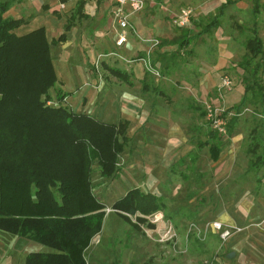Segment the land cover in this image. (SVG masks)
I'll return each mask as SVG.
<instances>
[{
    "label": "crops",
    "instance_id": "1",
    "mask_svg": "<svg viewBox=\"0 0 264 264\" xmlns=\"http://www.w3.org/2000/svg\"><path fill=\"white\" fill-rule=\"evenodd\" d=\"M4 1L6 0H1V2ZM223 1L225 0H147L140 12L129 17L127 41L121 47L115 46L117 24L112 15L115 5L113 0H7L9 6L2 17L22 19L23 23L16 30L18 34L43 27L50 42L53 64L59 61L62 54H65L63 57L65 60L69 57L81 59L82 65L79 66L78 73L82 76L84 90L76 99L72 98L75 96L76 89L72 84L70 72L64 69L57 71L54 65L59 89L67 93L63 103L76 112L89 113L93 111L91 105L97 101L98 95H100L99 99L103 100L101 102L103 105L107 100L112 99L110 102L118 107V121L127 124L125 147L120 155L121 160L123 156H128V159H124L125 162H123L127 173L129 170L132 172L130 178L141 175V179L136 180L139 181L136 187L142 181L147 180L148 183L150 181L152 188L148 192L163 196L165 202V193L168 191L165 190L167 186H164L165 176H170L171 181L167 182L172 192L168 195L172 197L178 190L187 189L190 171L194 165L198 166L197 162L203 153H207L210 162L216 164L226 145L238 143V146H241L243 144V118L241 117L246 112L243 111L244 108H248L250 112L251 108L246 106L239 110L235 106L224 105L217 91L221 76L231 67L228 63L238 55L235 54L236 50L232 44L227 46L229 41L239 43L240 48L243 43L240 41V35L236 36L233 33L224 35L221 28L222 18L226 9L228 10V5L220 17L219 27L211 34L204 32L198 35L209 21L208 18L215 15ZM190 6L198 11L192 16L190 24L186 27L175 25L173 20L179 10ZM38 17L49 18L44 24L33 21ZM69 23L71 24L65 29ZM192 34H195V37L187 46H178L184 37H190ZM259 37L263 42L264 50V41L261 35ZM151 38H157L159 43L152 47ZM135 46L136 53L128 54L130 56L128 59H121L122 66L110 64L111 61L108 59L112 56L109 55L111 52L119 54L117 49L124 48L131 51L133 47L136 48ZM148 49L152 63L161 73L159 78L145 70L141 72V68H137L136 61H139L138 58L146 54ZM237 50L240 52L239 48ZM244 51L247 54V51ZM87 54H96L94 61H89L92 57ZM121 57L119 54V58ZM128 60L133 61L128 62ZM254 60L257 61V58ZM98 61H101V65L105 68L103 78L99 77L101 69L98 66L97 72L94 71V65ZM114 70L119 71L115 73ZM113 83L120 84V97L117 96L118 90L115 91ZM122 83L125 85L123 86ZM236 86L240 85L234 87ZM244 86L245 84L240 86L242 93H244ZM67 87L68 91L65 90ZM250 90L253 95L255 90ZM177 97H185L188 101L185 103L189 108L187 111L177 110L182 103L180 100L175 102L174 98ZM118 98L121 99L120 103H117ZM203 101L224 106L228 112H232V114H226L229 125L226 136L214 135L208 128ZM247 101L251 102L246 100L245 105H248ZM199 102L202 103L201 106ZM261 109L263 111L264 102L258 109V118L253 117L254 119H263L264 114ZM235 112L239 113L235 114ZM193 113L197 115L194 116ZM187 118L191 122L189 125L185 121ZM99 120L109 122L103 118ZM185 129L193 130V133L188 134ZM228 141L231 144H228ZM131 142L132 146L129 145ZM213 145L219 147L217 159L212 157L210 148ZM253 146L256 147V143ZM204 171L206 170H198L197 176L205 173ZM186 172L189 174L187 175ZM149 177H153L154 179L151 178L153 181ZM126 186L127 192L130 187ZM168 202L170 203L169 200ZM169 206L163 208L164 217ZM173 213L170 217L166 215L167 220H170L169 218L174 220L178 216L177 213ZM198 214L200 213L191 212L193 216ZM219 216L220 218L215 221L225 219L223 213ZM219 222L224 224L222 221ZM244 232L234 234L235 236L231 235L224 241V244L230 245L228 253L233 252L235 255L231 264H264V227L251 226ZM41 247L37 245V248L34 247L35 251L43 249Z\"/></svg>",
    "mask_w": 264,
    "mask_h": 264
},
{
    "label": "trees",
    "instance_id": "2",
    "mask_svg": "<svg viewBox=\"0 0 264 264\" xmlns=\"http://www.w3.org/2000/svg\"><path fill=\"white\" fill-rule=\"evenodd\" d=\"M251 1L257 15L261 0ZM233 3H222L198 35L219 27L225 7ZM8 6L0 0V230L46 247L27 253L24 264H87L85 250L106 213L92 189V166L97 164L100 177L115 174L127 124L107 123L67 107V93L55 88L57 75L44 28L18 34L22 19L2 17ZM258 34L253 27L245 42L249 58L242 67L257 61L236 108L250 89L263 97L264 50ZM194 37H184L178 46H187ZM210 150L217 159L218 145ZM258 159L255 155L251 165L257 166ZM162 208L158 196L139 188L129 189L110 207L128 221L134 216L139 229L145 223L153 228L147 216Z\"/></svg>",
    "mask_w": 264,
    "mask_h": 264
},
{
    "label": "rangeland",
    "instance_id": "3",
    "mask_svg": "<svg viewBox=\"0 0 264 264\" xmlns=\"http://www.w3.org/2000/svg\"><path fill=\"white\" fill-rule=\"evenodd\" d=\"M227 7L228 10L226 9L222 18L221 28L224 31L223 33L224 35L230 33L236 34V36L240 35V41L243 43L241 48L239 43H233V40H230L227 45L229 47L232 44L236 50L235 54L238 55L228 63V66L231 65V67L223 73L230 77L232 81L231 89L233 91L222 90L220 97L224 105L236 107L240 103L243 94L240 86L250 81V70L256 63V60H249L250 64L248 67H242L244 60L249 58L248 54L244 51L246 50L245 42L251 36L252 28L256 27L254 24H257L259 35H261L264 41V0L260 1L257 15L253 11L251 0H235L234 5L230 4ZM191 8L193 15H195L198 11H195L194 7ZM206 16L208 17V15ZM48 18L38 17L33 21L45 24ZM133 24L136 26L135 21H133ZM237 48H239L240 52H237ZM136 49L137 47H133L131 51L124 48L122 50L117 49L116 51L123 58L112 55L108 60L111 61L110 64L112 66H122L121 59H128L130 57L128 54H135ZM87 55L92 57L91 59L89 58V61H94L96 54ZM64 56L65 54H62V57L59 61L54 62V65L57 71L64 69L70 72L72 84L76 89L74 92L75 96L72 98L76 99L79 98L84 90L82 76L78 73L82 62L81 59L75 57H69L65 60ZM101 63V61H98L94 65V71L97 72L98 66L101 69L99 77L103 78L105 68ZM136 63L137 68H141V72H144L143 65L139 61H136ZM113 84L115 91L118 90L117 96L120 97V84ZM122 84L123 86L125 85L124 83ZM235 85L240 86L234 87ZM58 87V83L56 82L55 88L58 89ZM67 89L68 87L65 88L66 91H68ZM248 94L246 98L247 100H251V102L247 101L248 105L243 104L239 108V110L246 106H250L251 108V112L246 111L244 116L241 117L243 118L242 132L244 134L241 146H238V143L236 145H226L225 150L220 155V160L216 164H212L208 154L203 153L197 162L198 166L194 165L190 171V175L187 178V183L189 184L187 189L182 188L184 191L178 190L172 197L168 195L172 192V189H170V185L167 182L171 181V179L170 176H165L166 182L164 186H167L165 190H168L165 193V202L163 196L149 192L159 197L160 201L163 202V208L173 202L167 208V211H165L168 217L173 212L178 215L174 220L171 218L167 220L165 215L164 219L166 220L161 232L157 231L156 225L153 228H149L146 223L140 224V229L136 228L133 225V222H136L134 216H130L131 221H128L110 209L111 204L124 195L126 185L130 187L129 189L139 188L145 193H148V190L152 188L149 184L150 181L148 183L147 180L142 181L138 187L135 186L139 183L136 180L141 179V175L130 178L132 172L129 170V173H127L125 165H123L124 159H128L127 155L123 156V160L120 159L121 156L119 157L117 170L110 177H100L97 164L92 166V189L99 200L106 206V213L102 220L100 232L93 237L90 245L85 250L87 264H231L235 255L231 258L226 257L230 245L228 243L224 244V241L219 237V233L215 232L216 230L207 228V223H212L215 219L220 218L219 215L223 213L225 219L218 220L222 221L225 225H235L240 228V231L234 233L235 235L245 233L244 230L251 226L264 227V117L261 120L253 118H258V109H260L264 101L262 100L263 97L260 98L256 89L253 95L250 91ZM99 98L100 95L96 97L97 101L91 105V110H97L98 112L89 111L88 114L98 120L100 118L106 119V121H109L108 123L115 125H118L120 122L124 123L123 121H118V107L110 102L112 99L107 100V102L105 101L106 103L103 105L101 103L103 100ZM174 99L176 103L178 100L182 101L177 107V110L181 109L179 112L189 109L188 105L185 104L188 102L185 97ZM198 100L200 101L201 99ZM120 102L121 99L118 98L117 103ZM260 102L262 103L260 104ZM201 105L202 103H200ZM235 111L237 110L235 109ZM108 112L109 114H106ZM261 112L264 114V109L263 111L261 109ZM197 113H193L192 115L195 116ZM238 113L235 112V114ZM185 121H187V125L191 124L188 118ZM207 126L210 128L208 123ZM185 130L188 134L193 133V130ZM121 135L119 136L120 142L122 140ZM254 143L257 146L255 147L256 150L252 151ZM129 145L132 146V142ZM124 147L125 143L122 152ZM255 155H259L258 165L252 167L251 163ZM196 168L206 171L202 175L197 176L198 170H195ZM186 174L188 175L189 173L186 172ZM148 175L150 176V174ZM149 178L150 180L151 178L154 179L153 177ZM56 197L59 198V195L57 194ZM163 208L159 210L162 213ZM191 212H199L200 214L193 216ZM151 215L153 213L147 216V221ZM191 223L195 224L196 229L189 227ZM168 226L172 227L175 236L167 240L162 235ZM234 234L233 236H235ZM37 245L41 246L36 242L28 241L22 235L0 230V264H24L26 254L35 251L34 247L37 248ZM41 248H43L42 250H46L44 246Z\"/></svg>",
    "mask_w": 264,
    "mask_h": 264
},
{
    "label": "built area",
    "instance_id": "4",
    "mask_svg": "<svg viewBox=\"0 0 264 264\" xmlns=\"http://www.w3.org/2000/svg\"><path fill=\"white\" fill-rule=\"evenodd\" d=\"M86 1V0H83ZM115 5L112 10L113 19L117 24V38L115 40V46L121 47L127 41V29L129 28V17L133 14L140 12L147 0H113ZM193 16V10L191 7H184L181 8L174 18L173 23L180 27H186L190 24L191 18ZM151 46H156L159 43L157 38L150 39ZM110 55L119 56L116 52H111ZM138 60L143 64L144 70L156 78L161 77L160 71L154 66L151 61L150 57V50L148 49L146 54L139 57ZM133 60H128L131 62ZM232 81L230 77L226 74H223L220 78L219 85L217 87L218 93L222 90H231ZM261 86H262V94H263V101H264V73L261 79ZM203 109L205 114V119L212 131H214L219 136H226L228 134V122L226 114H232V112H228V110L221 105L211 103L209 101H203ZM248 108H244L243 111H248ZM234 114V113H233ZM108 210V209H107ZM164 215L161 211H157L150 216L148 222L156 225V229L158 232H161L164 228ZM207 228L216 230L219 233V237L225 241L228 237L233 235L234 233L240 231V228L237 226L232 225H225L219 221H213L212 223H207ZM210 225V226H209ZM191 228H195V224L191 223L189 225ZM206 227V226H205ZM192 231V230H191ZM163 237L166 239H170L171 237L175 236V232L171 226H168L165 229Z\"/></svg>",
    "mask_w": 264,
    "mask_h": 264
},
{
    "label": "water",
    "instance_id": "5",
    "mask_svg": "<svg viewBox=\"0 0 264 264\" xmlns=\"http://www.w3.org/2000/svg\"><path fill=\"white\" fill-rule=\"evenodd\" d=\"M234 255V253L233 252H229L228 254H227V258H231L232 256Z\"/></svg>",
    "mask_w": 264,
    "mask_h": 264
}]
</instances>
